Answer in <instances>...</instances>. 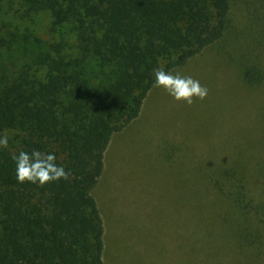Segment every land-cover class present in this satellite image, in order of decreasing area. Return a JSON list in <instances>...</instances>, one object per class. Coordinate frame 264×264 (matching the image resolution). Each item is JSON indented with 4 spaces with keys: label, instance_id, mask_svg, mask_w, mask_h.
<instances>
[{
    "label": "trees",
    "instance_id": "obj_1",
    "mask_svg": "<svg viewBox=\"0 0 264 264\" xmlns=\"http://www.w3.org/2000/svg\"><path fill=\"white\" fill-rule=\"evenodd\" d=\"M231 5L0 0V136L9 137L0 149V264H106L92 190L112 137L140 116L154 69L171 72L224 35ZM46 15L47 38L31 25ZM242 80L260 86L264 74L246 69ZM256 137V158L211 176L213 209L222 211L206 208L202 220L233 264L264 261V135ZM33 150L54 153L70 179L19 183L12 157Z\"/></svg>",
    "mask_w": 264,
    "mask_h": 264
},
{
    "label": "rangeland",
    "instance_id": "obj_2",
    "mask_svg": "<svg viewBox=\"0 0 264 264\" xmlns=\"http://www.w3.org/2000/svg\"><path fill=\"white\" fill-rule=\"evenodd\" d=\"M49 20L31 25L47 38ZM246 69L264 74V0H232L224 35L171 71L199 80L205 100L189 106L153 87L140 116L114 133L92 190L106 224V264H233L202 220L206 208L222 211L213 209L211 176L243 169L261 149L264 81L247 85Z\"/></svg>",
    "mask_w": 264,
    "mask_h": 264
},
{
    "label": "clouds",
    "instance_id": "obj_3",
    "mask_svg": "<svg viewBox=\"0 0 264 264\" xmlns=\"http://www.w3.org/2000/svg\"><path fill=\"white\" fill-rule=\"evenodd\" d=\"M154 87L163 88L177 102L193 105L197 100L203 101L209 95V89L201 85L199 80L179 72H167L163 68L154 69ZM9 137L5 133L0 136V149L8 148ZM16 163V179L19 183L30 182L44 186L70 179L71 172L56 163L54 153H42L33 150L31 153L20 151L13 155Z\"/></svg>",
    "mask_w": 264,
    "mask_h": 264
},
{
    "label": "crops",
    "instance_id": "obj_4",
    "mask_svg": "<svg viewBox=\"0 0 264 264\" xmlns=\"http://www.w3.org/2000/svg\"><path fill=\"white\" fill-rule=\"evenodd\" d=\"M102 212V211H101ZM106 225V224H105Z\"/></svg>",
    "mask_w": 264,
    "mask_h": 264
}]
</instances>
